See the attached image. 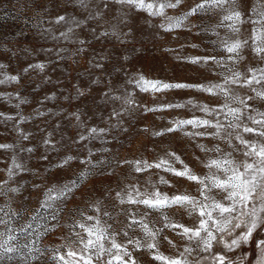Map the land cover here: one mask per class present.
Here are the masks:
<instances>
[{"label":"clouds","instance_id":"1","mask_svg":"<svg viewBox=\"0 0 264 264\" xmlns=\"http://www.w3.org/2000/svg\"><path fill=\"white\" fill-rule=\"evenodd\" d=\"M0 264H264V0H0Z\"/></svg>","mask_w":264,"mask_h":264}]
</instances>
